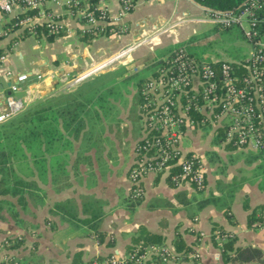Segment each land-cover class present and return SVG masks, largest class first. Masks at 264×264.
Wrapping results in <instances>:
<instances>
[{"label": "crops", "instance_id": "crops-1", "mask_svg": "<svg viewBox=\"0 0 264 264\" xmlns=\"http://www.w3.org/2000/svg\"><path fill=\"white\" fill-rule=\"evenodd\" d=\"M101 6L112 17L119 10L120 0H82L77 10L47 2L44 13L62 25L56 33L47 32L43 26L45 18L35 10L27 11L34 16L33 31L14 24L16 15L24 12L22 9L5 15L0 24L5 32L0 34V52L6 53L5 67L12 71L10 79L0 75V109L5 105L10 83L17 84V94L26 104L51 97L63 101V95L73 103L86 102L82 111L79 107L73 110L82 118L76 132L75 125L63 126L59 117V135L43 143L41 175L32 172L25 178L41 188L27 192L21 202L18 195L0 193V240L7 236L21 237L22 243L14 255L20 264H70L75 255L87 262L110 252L124 253L131 235L143 226L162 235L164 245L171 249L172 239L180 233L196 255V264H239L222 262L220 249L210 241L212 223L232 232L237 245L264 248L263 228L246 225L248 210L243 206L244 203L250 207L264 204V152L223 144L212 134L211 128L202 145L203 127L191 128L185 136L191 144L183 145V150L200 158L204 187L197 190L187 181L171 183L166 173H148L140 181L141 197L133 200L129 196L128 170L142 132L140 124L135 132L131 113L136 105L138 80L146 79L153 70L132 81L130 76L124 75L126 64L119 62L59 91L64 85L61 81L77 76L137 38L146 37V43L131 54L132 61L153 64L178 46H186L185 40L196 30L192 28L184 35L185 24L225 28L209 20L204 3L199 0H135L121 20V32H110L107 28L97 32L87 30L82 10ZM232 28L237 27L229 29ZM34 40L36 44L31 47L28 42ZM245 42V51L235 59L248 53L250 47ZM173 43L175 47L170 46ZM37 59L46 62L48 70L43 76L34 63ZM107 72L116 74L113 83L120 84V99L103 93L105 89L109 92L110 82L101 84V89L92 87L95 94H89L84 88L79 90L83 83ZM19 75L25 76L18 79ZM39 84L49 87L43 95ZM106 99L112 107L105 104ZM107 114L114 120L109 121ZM212 141L213 145L209 146ZM31 161L34 159H28ZM204 200L207 201L203 203ZM65 201L76 217L56 208V203ZM225 206H229L233 223L225 215ZM94 220H99L97 230L102 232L101 239L96 238L91 227ZM145 264L191 262L150 259Z\"/></svg>", "mask_w": 264, "mask_h": 264}, {"label": "built area", "instance_id": "built-area-1", "mask_svg": "<svg viewBox=\"0 0 264 264\" xmlns=\"http://www.w3.org/2000/svg\"><path fill=\"white\" fill-rule=\"evenodd\" d=\"M54 1L77 10L82 0H0V24L4 16L22 9L16 15L15 25L34 30L35 10L45 18L43 26L49 33L60 31V22L43 11L44 5ZM101 1V0H100ZM135 0H120L117 13L110 17L103 6L82 10L85 26L92 32L107 28L110 32L123 30L121 20L132 9ZM203 2L204 0H199ZM264 0H245L235 9H212L204 5L209 20L221 27L235 26L249 44L248 53L239 59L205 60L180 45L162 57L155 65L137 64L132 71L154 65L152 74L138 88L141 97L138 116L141 124V142L134 146L135 157L129 167L131 199L141 197V179L148 173H167L176 164L178 170L170 173L174 184L187 181L195 189L205 185L204 168L200 158L183 150V138L191 128H211L212 134L223 144L236 148L264 151V39L258 31V10ZM5 33L0 26V34ZM146 43V37L137 38L121 46L113 54L90 66L77 76L63 80L60 89L88 78L93 73L133 60L131 54ZM7 55L0 52V75L10 79L12 71L5 67ZM25 75H19L18 79ZM40 76L38 75V79ZM18 87L10 83L4 107L0 109V122L19 113L26 105L17 94ZM222 129L221 136L218 135ZM151 150V153L147 151ZM140 152V155H138ZM1 244V243H0ZM4 248L0 245V250ZM0 264H17L16 257L3 252ZM196 257L194 253L191 255ZM159 257L163 262L178 261L179 254L164 244H138L131 252H110L95 256L83 264H145Z\"/></svg>", "mask_w": 264, "mask_h": 264}, {"label": "trees", "instance_id": "trees-1", "mask_svg": "<svg viewBox=\"0 0 264 264\" xmlns=\"http://www.w3.org/2000/svg\"><path fill=\"white\" fill-rule=\"evenodd\" d=\"M244 1L245 0H204L203 3L205 6L212 9L230 10L237 8ZM258 17L260 18L258 31L260 36H263L264 5L258 10ZM224 28L229 29L230 27ZM157 63L158 61L155 62V65ZM142 81L143 79L138 80L139 86ZM48 99L49 98L33 102L31 104L32 106L12 117L8 122L0 124V193L18 195L20 202L24 199V194L27 191L31 193L29 190L30 188H37V184L32 180L14 177L11 166H9L11 154L20 148V145L23 143L30 149V151H32L34 148L32 142L35 141L36 147L40 148L45 141L49 142L50 139L57 137L59 131L56 125L59 124V117L62 120L63 126L75 125V132L82 125L81 116H78L73 110H77V107H79V110L82 111L86 102H84L85 104L82 102L73 103L72 100L67 99L65 95H63V101L59 97L56 98L55 101L57 102L58 107L54 110L56 113L51 116L53 105L50 104ZM40 102H42V104ZM221 131L222 129L220 128L218 133L219 136H221ZM140 142L141 139L136 141V143ZM31 153L35 154V152ZM42 153L43 151L41 154ZM147 153H151V150L147 151ZM187 154L189 155L191 152H187ZM138 155H140V152ZM177 170L178 166L176 164L170 166L166 173L169 180L170 173H175ZM170 182L172 183L171 180ZM206 201L207 200H204L202 202L204 203ZM70 206L71 205L68 201L56 203L57 209H62L63 211H66L69 216L76 217V215L71 212ZM243 206L248 210L246 225L249 228L262 227L264 236V204L258 203L255 206L250 207L248 204L244 203ZM224 212L228 220L233 223L234 220L232 219V214L229 212V206H225ZM82 221L88 222L89 220L82 219ZM98 223L99 220H94L91 227L95 230L96 238L101 239L102 232L97 230ZM210 241L214 246L220 249V256L223 263L264 264V252L262 248L251 244L237 245L236 236L217 224L212 223ZM0 243L4 248L12 249L18 247L22 243V239L17 236H7L3 238ZM138 244L141 246L148 244H164V237L158 233L146 230L143 226H139L138 231L131 235L129 243L126 244L125 252H131ZM171 244L173 250L179 254V260H189L191 264L195 263V258L191 256L193 253L192 248L183 240L180 233H177L174 236ZM153 259L159 262L161 261V258L159 257H154ZM83 263L85 262L80 261L79 257L75 255L70 264ZM17 264H20L18 263V259Z\"/></svg>", "mask_w": 264, "mask_h": 264}, {"label": "rangeland", "instance_id": "rangeland-1", "mask_svg": "<svg viewBox=\"0 0 264 264\" xmlns=\"http://www.w3.org/2000/svg\"><path fill=\"white\" fill-rule=\"evenodd\" d=\"M192 28L196 30L195 34L189 39H186L184 43L186 44L188 51L200 59L215 60V59L222 58V59H227V60H234L235 57H237V55L238 57L241 56L242 55L241 53H243L242 51H245V48L247 47V43L245 42L244 38H242L241 32L237 28H234V29L232 28L228 30V29H215L211 25H208V24H185L182 32L184 33V35H187L191 31ZM40 43L42 44V46H44L43 40H41ZM28 44L32 47L34 44H36V41L34 40L31 42H28ZM170 46L175 47L176 44L173 43ZM139 63L141 62H138L137 60L131 61L128 64H126L125 66L126 70H123L124 75L130 76L132 81H134L135 79H138L139 77L143 78V76L148 74L149 71H151L154 67V65H152L149 67V69H144L139 73H134L132 71V68L134 65L139 64ZM115 75H116L115 72H107L103 75L95 76L91 82L83 83V85L80 86L79 90L84 88L85 91L87 90L89 94H92V93L95 94L92 87L98 86L100 88L101 84L106 83L107 85V82H110L111 85L109 86L110 87L109 92L108 90L105 89L103 93L104 94L110 93L111 98L113 97L115 99H120L122 97L118 89L120 84L117 85L113 83ZM59 91L61 92L62 90L60 89ZM56 98L57 97H51L48 99L50 104L53 105L51 116H53L56 113L54 110L57 109L58 107L57 102L55 101ZM135 100H136V105L133 106L132 108L131 118L133 120V123L135 126V132H136V130L138 131V128L141 125L139 116L137 115L139 102L141 101V97L139 93L135 95ZM40 103L42 104V102ZM31 104H26L25 107L16 115L20 114L25 109L32 106ZM105 104H107V106L109 107H112L111 102L107 99L105 100ZM47 115H48V112H47ZM11 118L7 119L4 122H0V124L8 122ZM113 118L114 117L112 115L107 114V119L109 121L114 120ZM207 134H208V128L203 127L201 129V139H200V142L202 145H204ZM190 144H191L190 140L184 137L183 145L189 146ZM208 145L212 146L213 141L208 143ZM32 146L34 148L32 149V151H30V149L23 143L20 145V148H18L13 154H11L9 166H11L12 174L14 175V177H20L22 179H25L32 172L36 173L37 175L38 174L41 175V170H42L41 152L43 151V144L41 145L40 148H37L36 143L34 141L32 142ZM31 152H35V154H32ZM28 159H31V160L34 159V162L32 161L28 162ZM25 180H28V179H25ZM40 188L41 187L39 188L32 187L29 190H38ZM27 192L26 193L24 192V193L28 194ZM18 247H20V245ZM16 248L17 247L12 248V249L2 248L0 250V257L3 256L4 254L3 252H6L9 255L14 256ZM263 252H264V248H263ZM170 262H173V261H170ZM194 264H196V260Z\"/></svg>", "mask_w": 264, "mask_h": 264}, {"label": "water", "instance_id": "water-1", "mask_svg": "<svg viewBox=\"0 0 264 264\" xmlns=\"http://www.w3.org/2000/svg\"><path fill=\"white\" fill-rule=\"evenodd\" d=\"M37 66H38V68L40 69V76H43V75H45L46 74V72H47V70H48V68H47V66H46V62L44 61V60H42V59H37V60H35V62H34ZM56 83V81H54L53 83H52V87H53V85ZM38 88L40 89V91H41V95H43L45 92H47L48 90H49V87L48 88H45V85L44 84H39L38 85Z\"/></svg>", "mask_w": 264, "mask_h": 264}]
</instances>
